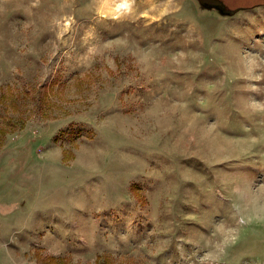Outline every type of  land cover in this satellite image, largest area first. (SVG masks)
I'll return each mask as SVG.
<instances>
[{"label":"rangeland","instance_id":"rangeland-1","mask_svg":"<svg viewBox=\"0 0 264 264\" xmlns=\"http://www.w3.org/2000/svg\"><path fill=\"white\" fill-rule=\"evenodd\" d=\"M122 1L0 0V264H264V4Z\"/></svg>","mask_w":264,"mask_h":264},{"label":"trees","instance_id":"trees-1","mask_svg":"<svg viewBox=\"0 0 264 264\" xmlns=\"http://www.w3.org/2000/svg\"><path fill=\"white\" fill-rule=\"evenodd\" d=\"M220 3V4H224V1L223 0H217L216 3ZM261 4H264V3H258V4H255L253 6H250V5H243V6H239L236 10H235V13L238 12L239 10H242V9H247V8H250V7H254L256 5H261Z\"/></svg>","mask_w":264,"mask_h":264},{"label":"water","instance_id":"water-1","mask_svg":"<svg viewBox=\"0 0 264 264\" xmlns=\"http://www.w3.org/2000/svg\"><path fill=\"white\" fill-rule=\"evenodd\" d=\"M215 8H218L220 11L225 13H233V10L227 7L225 4H219L218 6H215Z\"/></svg>","mask_w":264,"mask_h":264},{"label":"flooded vegetation","instance_id":"flooded-vegetation-1","mask_svg":"<svg viewBox=\"0 0 264 264\" xmlns=\"http://www.w3.org/2000/svg\"><path fill=\"white\" fill-rule=\"evenodd\" d=\"M220 3H214V4H212V7H215V6H218ZM231 14H235V11H233V13H231Z\"/></svg>","mask_w":264,"mask_h":264},{"label":"bare ground","instance_id":"bare-ground-1","mask_svg":"<svg viewBox=\"0 0 264 264\" xmlns=\"http://www.w3.org/2000/svg\"><path fill=\"white\" fill-rule=\"evenodd\" d=\"M123 4H124V5L129 4V3H128V0H124V1H122V5H123ZM119 5H120V4H119Z\"/></svg>","mask_w":264,"mask_h":264}]
</instances>
